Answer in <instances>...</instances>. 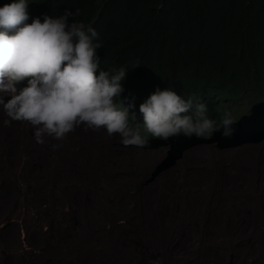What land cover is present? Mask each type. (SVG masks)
<instances>
[{
	"label": "clouds",
	"instance_id": "9594fccd",
	"mask_svg": "<svg viewBox=\"0 0 264 264\" xmlns=\"http://www.w3.org/2000/svg\"><path fill=\"white\" fill-rule=\"evenodd\" d=\"M172 2L0 0L4 125L29 122L40 144L105 128L124 146L166 150V169L198 143L264 141V0L241 23L213 0L182 21Z\"/></svg>",
	"mask_w": 264,
	"mask_h": 264
},
{
	"label": "rangeland",
	"instance_id": "374dc122",
	"mask_svg": "<svg viewBox=\"0 0 264 264\" xmlns=\"http://www.w3.org/2000/svg\"><path fill=\"white\" fill-rule=\"evenodd\" d=\"M0 95H5V102L10 99ZM5 119L9 118L0 106V264H87L103 246L91 244L89 253L84 247L88 211L94 204L96 214L110 217L106 225L111 224L127 264H166L158 259L150 230L163 226L162 215L171 206L174 211L185 202L197 210L206 196L213 197L211 187L226 164V171H238L237 177L262 169L259 175L264 179V141L261 146L237 148L209 142L214 145L196 149L166 169V150L124 146L118 134L110 136L105 128L86 130L81 124L64 140L46 136L40 144L29 122L5 126ZM53 144L58 147L53 149ZM28 177L39 182L29 183L32 189L25 187ZM235 182L236 177L231 181L234 192L242 186ZM34 197L45 200L43 209L31 207L26 214L16 210V203L19 207Z\"/></svg>",
	"mask_w": 264,
	"mask_h": 264
},
{
	"label": "bare ground",
	"instance_id": "6f19581e",
	"mask_svg": "<svg viewBox=\"0 0 264 264\" xmlns=\"http://www.w3.org/2000/svg\"><path fill=\"white\" fill-rule=\"evenodd\" d=\"M189 148L186 149L185 156L196 149L210 147L198 143ZM50 166L55 167L51 161ZM226 169H228L227 164L224 170L218 172L215 186L211 187L215 190L212 194L213 197L206 196L209 198H205L206 202L204 200L205 203L197 206V210L194 209L195 207L193 209L188 207L185 202L178 204L174 211L171 206L167 213L162 215L163 226H156V228L154 226L150 230L155 242V252L160 256L158 259L162 258L166 264H264V254H262L264 252V205H260L264 204V179H261L259 175L262 169L252 170L239 177H237V170L226 171ZM235 177L237 184L242 183L236 192L231 189V181ZM256 177L257 179H255ZM18 181L21 182L19 179ZM25 183L27 184L25 187L32 189V186L29 187L28 184L37 185L39 182L28 177ZM41 183L45 187L46 182L42 180ZM20 185L22 184L20 183ZM211 189L210 191H212ZM39 199L31 198L28 203L26 201L23 205L19 203V207L16 203V210L26 214L30 212L31 207H34L35 210L38 207L42 208L41 205L45 203V200L39 202ZM94 205L88 211L89 221L86 222L88 229L84 230V247L89 253L91 244L94 246L102 244L103 246L100 251L93 254L94 257L90 258L87 264H127L120 256L123 249L121 244L119 245V242L116 241L117 239L114 240L112 236L111 224L106 225L107 221L111 223L110 217L100 216V211L99 213L97 211L98 214H96ZM155 210L149 211V214L154 215Z\"/></svg>",
	"mask_w": 264,
	"mask_h": 264
},
{
	"label": "trees",
	"instance_id": "16d2710c",
	"mask_svg": "<svg viewBox=\"0 0 264 264\" xmlns=\"http://www.w3.org/2000/svg\"><path fill=\"white\" fill-rule=\"evenodd\" d=\"M169 4L173 6L172 0H168ZM207 1L210 0H174V4L176 5L175 10H177L176 18L182 21L187 22H194L195 17L197 22H199V15L200 10L205 8L207 5H204ZM216 2V5H222L225 6L227 10L232 11V13L235 16V19H239V22H245L247 15H253L255 17L254 9H255V2L254 0H213ZM185 6H190L193 10V12H190L189 14H185L181 12V8ZM257 19H264V14L256 15ZM255 18V19H256ZM230 19V18H229ZM174 29V23L170 26L168 29L165 38L168 39ZM254 43L259 45H264V21L262 20L259 24V31L258 35L254 39ZM208 58H210L209 55H207Z\"/></svg>",
	"mask_w": 264,
	"mask_h": 264
}]
</instances>
